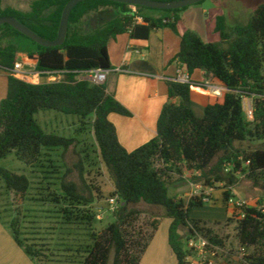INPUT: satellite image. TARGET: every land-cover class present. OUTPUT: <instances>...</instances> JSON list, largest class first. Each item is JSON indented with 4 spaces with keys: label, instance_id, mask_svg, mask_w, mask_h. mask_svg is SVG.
I'll return each instance as SVG.
<instances>
[{
    "label": "trees",
    "instance_id": "obj_1",
    "mask_svg": "<svg viewBox=\"0 0 264 264\" xmlns=\"http://www.w3.org/2000/svg\"><path fill=\"white\" fill-rule=\"evenodd\" d=\"M69 1L34 0L28 11L0 8V17L14 16L40 36L54 40ZM188 7L156 9L114 0H83L73 8L67 37L58 46L40 45L10 24L0 25L1 68L12 69L26 54L39 71L63 72L60 81L44 83L7 75V94L0 99V161L14 152L33 167L49 162L47 168L53 170L43 172L54 173L58 167L47 159L49 152L67 150L76 139L47 132L37 113L52 110L75 116L82 129L87 124L93 126L100 158L112 181L110 196L119 201L112 220L99 229V213L92 204L105 195L100 185L83 176L80 162L75 166L80 170L81 183L69 178V170L59 177L60 192L49 191L48 187L43 195L42 200L52 205L46 211L52 215L46 218L53 224L50 230L58 231L56 239L27 232L23 219L28 215L17 209L10 222L13 237L37 264H141L162 217L153 216L149 228L140 227V203L162 208L163 215L171 219L168 241L177 264H186L185 240L189 233L198 232L223 248L226 240L216 228L222 223L192 219L190 211L204 205L205 188L217 183L223 184V199L228 204L240 174L250 179L262 196L256 204L234 206L225 224L236 223L240 252L245 249L240 263L264 264V3L256 7L246 23L231 26L225 15H219L215 31L220 39L216 42L205 41L192 29L179 32L180 13ZM155 11L160 15H153ZM96 13H102L104 20L92 27L87 19ZM166 27L180 35L176 59L191 74L204 70L227 91L222 101L208 103L199 115L190 84L170 80L169 102L159 115L157 135L128 151L109 115L131 116V111L108 91L107 82L96 84L79 76L93 69L113 68L109 42L119 35L129 33L131 38L148 39L154 30ZM245 96L252 98L253 120L246 116ZM251 141L261 146L251 150L243 147ZM184 171L200 173L195 178L204 186L200 195L188 202L169 194L172 174L182 175ZM0 175L9 190L21 196L28 194L31 180L27 175L1 165ZM51 184L55 183L48 186Z\"/></svg>",
    "mask_w": 264,
    "mask_h": 264
},
{
    "label": "rangeland",
    "instance_id": "obj_2",
    "mask_svg": "<svg viewBox=\"0 0 264 264\" xmlns=\"http://www.w3.org/2000/svg\"><path fill=\"white\" fill-rule=\"evenodd\" d=\"M33 1L34 0H0V8L5 9L7 7H13L28 11ZM262 3H264V0H203L201 3H196L192 6L206 7L207 10H222L226 16L227 23L234 26L239 23H246L253 15L256 7ZM51 11L52 10L47 11L45 15L49 14ZM155 12L160 13L158 11ZM103 16L102 13H96L90 15L87 20L90 25L94 27L104 20ZM21 61L24 63L28 62L26 54H23ZM30 81L35 82L37 79L31 78ZM215 81L218 80H213V82ZM205 90L207 89L205 88ZM6 94L7 75L0 73V99L5 97ZM244 98L247 101L252 100V98L248 96ZM206 102L207 101H205V103ZM212 102H215V100ZM195 110L197 114H202L200 108L195 107ZM37 118L47 132H55L56 134L66 137H72L75 138L76 141L67 150L57 148L49 152L50 156L47 157V159H52L58 167L54 170V173L43 172L48 169L51 171L53 170L51 167L47 168L51 165L49 162H44L45 166L43 167H33L23 160H20L14 152L0 161L1 166L18 174H25L31 180V187L28 194L21 196L15 191L9 190L0 175V225L3 227L2 230L0 228V264H37L36 260L29 256L15 241L10 228V222L16 217L17 209H21L20 211L23 214L28 215L23 219L27 232L35 231L41 233V235H39L41 237L45 236L49 239L55 237L56 239L58 231L50 230L53 224L46 218L52 215L46 212L52 208V205L50 202L42 200L44 198L43 195L47 194L48 191L46 189L48 187L50 188L49 191L57 190L60 192L61 179L59 177L64 176L69 170L71 171L68 173L69 178L81 183L80 170L75 166L80 162L83 165V176L88 182L100 185L105 195L102 199H95L92 204L99 213L97 227L99 229L106 227L108 222L113 218L114 210L109 201L112 197L110 196V192L113 190L112 181L107 168L100 158L93 126L87 124L82 129V124L77 117L52 110L40 111L37 113ZM259 146H261V143L257 141L243 144V147L247 150ZM99 172H101V174ZM199 174L200 173L194 171H185L184 175L186 177L183 176V174H172L169 194L171 196H180V198L188 202L193 195L200 194L204 189L203 183L195 178L199 176ZM48 183L55 184L48 186ZM212 188L211 201L205 202L202 206H194L190 211V218L202 219L210 224L221 222L222 224L216 226V228L221 236L225 238L226 245L223 248L219 247L215 249V255L209 256V258L216 264H241L242 253L240 252L236 237V223L225 224L229 216L233 213L234 206L224 202L223 192L225 189L223 184L217 183ZM231 189L234 199L244 198L250 204H256L262 196L261 191L255 188L252 181L244 174L239 175L238 183ZM137 208L141 210L138 224L144 229L149 228L148 223L153 216L162 217L161 224L154 233V236H156L155 247H151L150 249L149 246L147 247L142 256L141 264H171L167 257L169 255L167 254V249L169 248L165 241L168 237L171 219L164 216V210L159 207L140 203L137 205ZM30 221L36 222L33 223ZM33 227H35V230L32 229ZM49 232H54V234L49 235ZM11 247L14 249H11ZM19 249L23 253L22 255Z\"/></svg>",
    "mask_w": 264,
    "mask_h": 264
},
{
    "label": "crops",
    "instance_id": "obj_3",
    "mask_svg": "<svg viewBox=\"0 0 264 264\" xmlns=\"http://www.w3.org/2000/svg\"><path fill=\"white\" fill-rule=\"evenodd\" d=\"M191 6L180 13L179 32L192 29L205 41H219V34L215 31L216 19L219 15H224V12ZM152 14L160 15L156 12ZM180 40L179 34L166 27L154 30L148 39L131 38L129 33H124L109 42L113 68L106 81L108 91L132 113L131 116L111 113L109 119L116 126L118 138L128 151L135 150L157 135L159 115L163 106L169 102L168 82L176 77L178 67L176 56L180 50ZM191 76L195 83L208 81L211 84L207 90L191 88L194 108H200L203 113L208 103H213V100L222 101L223 92H226L227 88L220 81L213 82L215 78L206 76L205 71L199 69ZM214 89L221 92L215 93ZM0 228L3 229L1 225ZM155 240L156 236L152 239L149 249L155 247ZM165 241L169 248L168 260L175 264L176 257L169 245L168 237ZM19 252L23 254L20 249Z\"/></svg>",
    "mask_w": 264,
    "mask_h": 264
},
{
    "label": "built area",
    "instance_id": "obj_4",
    "mask_svg": "<svg viewBox=\"0 0 264 264\" xmlns=\"http://www.w3.org/2000/svg\"><path fill=\"white\" fill-rule=\"evenodd\" d=\"M139 21L141 19L139 18ZM35 61L29 60L27 63H24L22 61L16 62L15 66L10 69H4L0 67V73L6 74V75H12L18 79L31 82V78L37 79V81L33 83H44V82H53V81H60L63 79V72L62 71H39L36 69ZM110 71L109 70H103V69H93L86 71L82 73L79 77L80 79L89 80L96 84L105 83L107 81L108 75ZM173 81L190 84V87L193 89L196 88H210L211 84L208 81H204L203 83H195L192 81L191 73L188 71L185 64L178 61V67L176 72V77L173 79ZM218 91V92H217ZM215 93H220L219 90L214 89ZM244 103V110L246 113V116L249 120L254 119V108H253V101H247L245 98L243 99ZM248 163V162H247ZM213 191V188L208 186L204 190V202H210L211 201V192ZM200 195V194H198ZM195 196V195H193ZM111 206L113 207V210L117 209L119 206V201L117 197H111L109 199ZM249 202L246 201L244 198H238L234 199V197H231L228 200V204H232L233 206H244L248 204ZM185 247L187 249V255L185 257L186 264H214V261L209 258V256L215 255V249L219 248L218 246L212 244L208 238L204 237L203 235L199 234L198 232L189 233L186 236L185 240ZM245 249L241 248L242 255L244 254Z\"/></svg>",
    "mask_w": 264,
    "mask_h": 264
},
{
    "label": "water",
    "instance_id": "obj_5",
    "mask_svg": "<svg viewBox=\"0 0 264 264\" xmlns=\"http://www.w3.org/2000/svg\"><path fill=\"white\" fill-rule=\"evenodd\" d=\"M83 0H70L62 13V18L59 26L58 36L54 40L46 39L39 34H37L35 31H33L30 27L22 23L19 19H17L14 16H2L0 17V25L8 23L16 30L22 32L26 36L30 37L32 40L37 42L40 45L43 46H58L64 43L67 34H68V24H69V18L70 14L73 10V8ZM119 1L123 3H128L131 5H142L146 7L156 8V9H176V8H183L186 6H190L193 4H196L203 0H114ZM181 234H183V231H179Z\"/></svg>",
    "mask_w": 264,
    "mask_h": 264
}]
</instances>
